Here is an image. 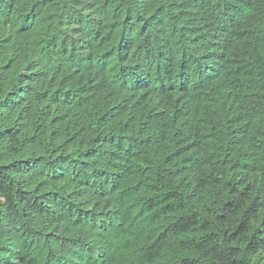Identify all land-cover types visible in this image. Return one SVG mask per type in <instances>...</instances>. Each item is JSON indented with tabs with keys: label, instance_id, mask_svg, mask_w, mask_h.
Returning <instances> with one entry per match:
<instances>
[{
	"label": "trees",
	"instance_id": "1",
	"mask_svg": "<svg viewBox=\"0 0 264 264\" xmlns=\"http://www.w3.org/2000/svg\"><path fill=\"white\" fill-rule=\"evenodd\" d=\"M123 1L100 0V10ZM112 14L118 38L152 17ZM237 20L241 39L264 35L256 10ZM68 39L40 23L31 43L45 50L47 74ZM243 46L225 58L232 82L210 121L147 118L113 140L88 122L86 98L50 127L42 89L27 102L0 70V264H264V46ZM66 83L75 100L88 85Z\"/></svg>",
	"mask_w": 264,
	"mask_h": 264
},
{
	"label": "clouds",
	"instance_id": "2",
	"mask_svg": "<svg viewBox=\"0 0 264 264\" xmlns=\"http://www.w3.org/2000/svg\"><path fill=\"white\" fill-rule=\"evenodd\" d=\"M64 1L0 0V70L4 77L11 72L12 94L23 90L27 102L34 89H42L50 127L66 122L82 98L90 104L88 122L112 140L125 125L140 130L147 118L160 124L208 122L229 94L226 56L237 54L239 40L248 54L264 46L260 28L241 39L237 20L253 10L264 20V0H124L104 13L100 0H71L66 8ZM124 8L133 17H152L143 27L128 21L118 38L112 13ZM187 20L188 35H181L176 26ZM40 23L69 38L58 48L64 58L48 74L45 50L31 43ZM68 78H87L76 100L68 86H58ZM36 163L43 168L45 162Z\"/></svg>",
	"mask_w": 264,
	"mask_h": 264
}]
</instances>
